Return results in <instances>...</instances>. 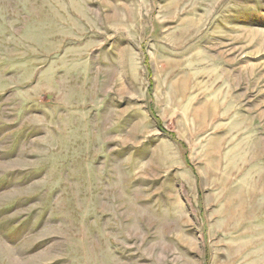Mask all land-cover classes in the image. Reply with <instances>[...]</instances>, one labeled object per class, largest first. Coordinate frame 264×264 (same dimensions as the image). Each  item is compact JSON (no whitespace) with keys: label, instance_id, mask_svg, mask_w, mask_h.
<instances>
[{"label":"rangeland","instance_id":"obj_1","mask_svg":"<svg viewBox=\"0 0 264 264\" xmlns=\"http://www.w3.org/2000/svg\"><path fill=\"white\" fill-rule=\"evenodd\" d=\"M0 264H264V0H0Z\"/></svg>","mask_w":264,"mask_h":264}]
</instances>
